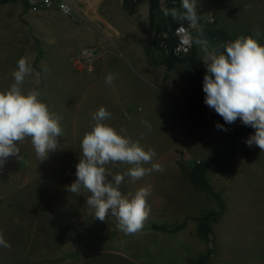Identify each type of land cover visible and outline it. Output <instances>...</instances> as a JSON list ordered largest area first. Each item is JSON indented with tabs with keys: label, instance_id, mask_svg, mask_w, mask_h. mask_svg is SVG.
I'll use <instances>...</instances> for the list:
<instances>
[{
	"label": "rangeland",
	"instance_id": "1",
	"mask_svg": "<svg viewBox=\"0 0 264 264\" xmlns=\"http://www.w3.org/2000/svg\"><path fill=\"white\" fill-rule=\"evenodd\" d=\"M163 4L180 9L181 0H163ZM161 5L159 0L154 21L162 31H169L173 24H189L165 17ZM197 14L203 33L213 32L231 41L248 34L255 36L258 31L259 42L264 44V0H197ZM55 24L67 30L78 25L53 8L32 11L23 0H0V90L13 83L17 61L26 57L39 77H26L23 88L39 90L49 109L63 118L64 129V136L58 137V149L46 160L37 159L30 139H26L18 145L19 156L10 157L0 167V229L11 244L10 250L0 252V264H56L55 257L41 259L32 250L21 253L19 248L33 246L35 242L29 240L34 238L38 245L54 253L61 228L66 233L75 231L91 241L97 240L98 244H109L115 250L132 249L144 264H196L201 257H206L208 264H264V151L248 146L249 137L238 139L230 170L217 166L207 170L208 183L226 204L221 216L216 214V202L196 190L181 172L182 166L202 161L221 147L226 131L218 129L217 124L227 130L243 125L239 119L226 124L209 108L204 103L205 93L196 90L195 78L193 88L201 100L194 97L188 106L176 103L174 114L171 106L161 109L158 131L143 129L133 121L136 107L135 111L128 109V118L124 115L127 134L139 139L143 133L141 144L156 151L154 162L164 168L135 183L125 177L121 185L125 194L144 185L152 187L148 197L151 213L141 232L126 235L111 216L104 222L95 219L94 210L86 204L89 194L83 189L79 195L68 191L76 180L81 139L91 129L95 107L87 88L84 90L91 84L84 76L87 71L74 62L77 50L71 52L67 43H56L47 37V27ZM193 31L196 40L199 34L196 28ZM204 38L213 48L211 39ZM194 47H199V54L204 53L199 45ZM187 61L189 57L177 61L180 72ZM254 133L253 129L251 135ZM106 167L113 173H123L129 166L118 163ZM152 225L168 230L182 228L169 232L155 230ZM202 225L208 226L209 235L199 233Z\"/></svg>",
	"mask_w": 264,
	"mask_h": 264
},
{
	"label": "clouds",
	"instance_id": "2",
	"mask_svg": "<svg viewBox=\"0 0 264 264\" xmlns=\"http://www.w3.org/2000/svg\"><path fill=\"white\" fill-rule=\"evenodd\" d=\"M161 11L165 17L189 22L200 37L204 35L199 27L197 0H181L180 9L168 8L162 0ZM259 37L258 31L255 36H239L221 45L222 50H209L203 39L195 42L205 54L202 61L206 68L204 103L226 124L239 119L243 125L253 128L255 133L246 143L264 151V44L259 42ZM33 74L39 77L28 59L21 57L12 72L13 83L0 90V167L10 157L19 156L18 145L26 139H30L37 159L42 162L58 149V137L64 136L63 118L49 109L42 93L23 88L26 77ZM115 79V74L108 73L104 82L111 86ZM110 117L111 113L103 106L92 114L91 129L84 133L80 143L76 180L68 186V191L79 195L83 189L89 194L86 204L94 210L95 219L104 222L111 216L120 231L134 235L143 230L150 216L148 197L152 187L144 185L134 193L125 194L121 185L125 177L135 183L154 171L163 172L164 168L154 162L156 151L141 144L145 138L143 133L139 139H133L126 128L117 129L106 123ZM141 123L151 130L150 123ZM216 127L227 131L223 125ZM118 163L129 167L123 173H113L106 167ZM0 247L11 248L3 233H0Z\"/></svg>",
	"mask_w": 264,
	"mask_h": 264
},
{
	"label": "crops",
	"instance_id": "3",
	"mask_svg": "<svg viewBox=\"0 0 264 264\" xmlns=\"http://www.w3.org/2000/svg\"><path fill=\"white\" fill-rule=\"evenodd\" d=\"M73 1L85 20L77 22L78 25L71 30L56 24L48 26L46 34L56 43H67V50L71 52L86 46L100 49L98 57L86 69H82L87 71L84 76L91 84L80 88H87L95 107L94 112L103 106L111 113L106 123L117 129L125 128L128 123L124 115L130 113L128 109L132 111L136 107L137 114L133 121L143 129L147 127L141 122L147 121L155 132L160 129L161 109L171 106L174 114L176 103L188 106L194 97L201 100L202 96L195 93L193 88L194 75L189 61L183 65V72H180L178 60H174L172 68L168 69L167 60L161 59L159 55L148 56L146 46L157 32L155 15L151 17L148 0L136 5L131 12L123 8L125 0ZM198 49L195 48L196 57L201 60L204 53L199 54ZM186 68H189L187 72ZM108 73L116 76L111 86L104 82ZM0 233H3L1 229ZM58 239L54 253L38 245L34 238L33 241L29 240L35 242L33 246L23 245L19 250L21 253L32 250L41 259L55 257L56 264H144L143 258L132 249L115 250L109 244H98L97 240L91 241L90 237H82L75 231L66 233L61 228ZM37 245L39 248L34 250ZM6 250L0 247V252Z\"/></svg>",
	"mask_w": 264,
	"mask_h": 264
},
{
	"label": "trees",
	"instance_id": "4",
	"mask_svg": "<svg viewBox=\"0 0 264 264\" xmlns=\"http://www.w3.org/2000/svg\"><path fill=\"white\" fill-rule=\"evenodd\" d=\"M150 1V13L151 17L154 16V12L159 9V0H149ZM137 4L133 2L132 0H125L123 4V8L126 11L131 12L134 10L135 6ZM176 24H173V27ZM163 29L160 27H157V32L153 40L156 39L157 35L162 31ZM217 33V32H215ZM217 36V34L214 35L212 32L204 33L202 37H197L199 39H205L204 37L213 38ZM248 36H253L252 34H248ZM196 38V40H197ZM195 46V45H194ZM149 45L146 46V52L149 56ZM196 47H193L191 54L189 56V63L191 71L194 75L195 79H198L204 72V64L202 60L198 59L196 57ZM174 59L169 58L167 59L168 63V69H171L173 66ZM253 128L250 126L242 125L241 127H234L229 130H227L223 136V141L221 147L210 153L204 160L198 161L194 163L191 166H182L181 172L184 176V178L198 191L207 193L217 204L219 211L216 213L217 216H221L225 210H226V204L220 194L216 192L208 183L206 179V172L207 170L212 166H217L220 169L223 170H230L233 163L235 162L236 158V148H235V142L238 139H246L250 137L252 133ZM152 228L155 230L160 231H169V232H175L182 228V226L176 227L173 230H168L165 227L152 225ZM199 233L207 236L211 232L207 225H202L199 228ZM196 264H208L206 257H201Z\"/></svg>",
	"mask_w": 264,
	"mask_h": 264
},
{
	"label": "built area",
	"instance_id": "5",
	"mask_svg": "<svg viewBox=\"0 0 264 264\" xmlns=\"http://www.w3.org/2000/svg\"><path fill=\"white\" fill-rule=\"evenodd\" d=\"M136 2V0H132ZM27 9L32 11L44 9H57L63 16L71 18L76 22L85 20V17L76 8L73 0H23ZM190 24L177 23L169 31L160 32L155 40H152L149 45V56L159 55L161 59L174 60L185 59L190 56L195 44V34ZM213 42L212 49H221V45L230 41L218 36L209 38ZM207 40V39H203ZM100 49L97 46H86L79 49L76 53L74 62L80 69H86L90 62L98 57ZM206 74L204 66L203 74L195 83L196 90L203 91V77ZM129 113H126L128 117Z\"/></svg>",
	"mask_w": 264,
	"mask_h": 264
}]
</instances>
